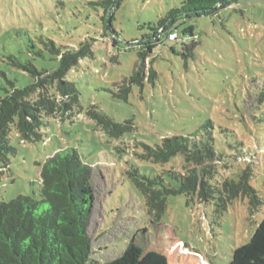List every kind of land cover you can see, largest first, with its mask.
<instances>
[{
  "label": "rangeland",
  "instance_id": "rangeland-1",
  "mask_svg": "<svg viewBox=\"0 0 264 264\" xmlns=\"http://www.w3.org/2000/svg\"><path fill=\"white\" fill-rule=\"evenodd\" d=\"M97 1L0 0V84L34 81L10 54L39 69L59 67L43 39L64 47L97 40L93 57L68 75L82 111L46 118L37 142L13 133L16 154L0 159V202L38 194L45 162L75 148L94 169L87 264L112 262L127 250L138 262L240 264L255 251L246 248L264 240L256 239L264 203L254 214L246 198L225 207L216 186L249 168L264 201V0H238L218 14L181 20L178 39L165 35V43H155L144 25L185 0H120L112 24L122 42L103 36L105 9ZM188 26L194 33L183 31ZM183 44L196 45L194 57L182 55ZM144 46V87L134 84L128 101L114 97ZM92 107L120 123L132 120L134 129L109 136L88 116ZM164 187L188 190L166 195Z\"/></svg>",
  "mask_w": 264,
  "mask_h": 264
},
{
  "label": "trees",
  "instance_id": "trees-1",
  "mask_svg": "<svg viewBox=\"0 0 264 264\" xmlns=\"http://www.w3.org/2000/svg\"><path fill=\"white\" fill-rule=\"evenodd\" d=\"M120 0H100L94 2L105 9L102 16L103 36L116 39L110 34V15ZM238 0H185L180 6L172 8L157 23H148L155 43H165L163 37L170 30L178 31L177 23L190 17L218 14L231 2ZM112 15V23L114 20ZM184 23V22H183ZM144 26H141L144 28ZM172 26V28H170ZM193 26L183 29L194 33ZM115 30V29H114ZM119 35V33L115 30ZM158 37V38H157ZM199 38V34H193ZM168 42L169 39L167 38ZM85 40L77 47L58 46L52 39H43L46 47L59 60L56 69H39L32 60L23 61L10 54L12 64L33 77L34 81L20 87L15 80L7 79L0 84V159L7 163L10 155L16 154L11 143L15 132L23 141L37 142L43 138L42 128L47 125L46 118H65L67 114L80 107V91L68 79L69 73L81 60L93 57V43ZM172 42V41H171ZM148 46L139 50V63L129 79L118 84L114 97L128 101L133 85L142 87L148 80L145 59L149 55ZM174 51L175 48L171 46ZM196 45H182V55L194 57ZM157 78V72H154ZM88 116L97 126L114 138L124 136L134 129L132 120L120 123L106 113L92 107ZM71 115V114H70ZM209 127V126H208ZM237 178L225 177L218 186L224 206L235 200L246 198L251 213L254 214L264 203L260 191L252 184V171L243 169ZM93 165L86 162L75 148H61L43 165L41 185L38 194H20L10 202H0V264H87L93 253L90 223L96 199ZM166 195L185 192L164 187ZM257 240L264 238V225L258 228ZM255 251L240 264H264V240L246 248ZM91 264H100L93 261ZM105 264H171L158 257L138 262L135 255L127 250L112 262Z\"/></svg>",
  "mask_w": 264,
  "mask_h": 264
},
{
  "label": "water",
  "instance_id": "water-1",
  "mask_svg": "<svg viewBox=\"0 0 264 264\" xmlns=\"http://www.w3.org/2000/svg\"><path fill=\"white\" fill-rule=\"evenodd\" d=\"M120 2V1H119ZM118 7V4L113 8V10H112V12H111V15H110V20H109V24L110 25H112V15H113V13H114V11H115V9ZM110 34L112 35V37L113 38H115L116 40H118L119 42H122L123 40H122V38L115 32V30L112 28V27H110ZM158 38V37H157ZM133 44H135V42H130V43H125V45H127V46H129V45H133Z\"/></svg>",
  "mask_w": 264,
  "mask_h": 264
},
{
  "label": "built area",
  "instance_id": "built-area-1",
  "mask_svg": "<svg viewBox=\"0 0 264 264\" xmlns=\"http://www.w3.org/2000/svg\"><path fill=\"white\" fill-rule=\"evenodd\" d=\"M167 38L169 39V41H175L176 39H178V31L175 29L170 30L167 34Z\"/></svg>",
  "mask_w": 264,
  "mask_h": 264
}]
</instances>
